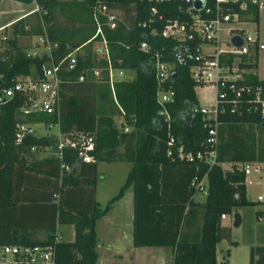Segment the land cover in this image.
Returning a JSON list of instances; mask_svg holds the SVG:
<instances>
[{
    "label": "trees",
    "instance_id": "16d2710c",
    "mask_svg": "<svg viewBox=\"0 0 264 264\" xmlns=\"http://www.w3.org/2000/svg\"><path fill=\"white\" fill-rule=\"evenodd\" d=\"M30 1V0H22ZM97 0H36L38 16L44 21L42 26L36 22L24 28L23 18L12 25V36L4 39L0 47V86L10 84L16 74L29 72L33 76L39 73V66L47 59L48 53H26L22 45L16 40L20 33H45L49 39L56 40V46L50 49L53 59L60 58L68 49L79 46L82 50L76 52V62L70 69L61 70V82L58 98V110L50 112L37 111L26 115L20 114L18 106L22 95L0 98V184L8 179L11 182L10 171L15 162L22 161L26 168L36 171L54 173L59 178L56 183L57 199L55 201L51 222L47 227L44 238H35L27 234H16L0 242L17 244H51L52 264H94L96 258L94 221L104 213L112 201L121 195L123 189L130 183L133 186V218L132 243L169 244L172 248L171 264H216V242L221 237L229 235V226L220 223V214L232 212V223H238L236 207L250 203L245 197L244 171L242 166L235 164L229 169H223L219 162H206L203 159H188L178 157L175 144H167V132L174 135L176 141L181 140L183 150L209 148L205 141L206 128L199 110L194 86L202 84L191 76L189 66L195 63L193 53L200 41L194 36L184 42L169 35H162L160 29L166 19L178 18L189 21L190 14L186 10L184 0H102L114 8L127 10L126 17L117 18L116 24L109 27L101 24L102 34L106 39L109 62L117 67H133L134 74L130 78L116 79L112 83L115 99L109 95L110 86L106 81L94 79L90 71L82 80L77 79L78 73L94 65H106L104 57H97L91 50L87 38L94 31L93 6ZM206 5L213 7V0H205ZM156 11L150 17V6ZM223 10L227 8L238 11V18L257 20L258 8L256 4H248L244 8L238 7V1L221 2ZM195 9V8H194ZM193 9V10H194ZM76 19L80 26L76 29L60 33L54 25V12ZM203 16L210 15L199 10ZM33 12H35L33 10ZM99 18L103 16L99 14ZM146 21L144 25L142 21ZM154 27V31H150ZM99 37V34L96 36ZM95 37V38H96ZM145 39L148 47H139V41ZM90 43V42H89ZM154 52H158L161 59L172 62L171 74L163 84L171 86L174 91L173 100L162 104L155 97V77L151 61ZM242 53L236 64L240 67H255L254 54ZM209 56V55H208ZM233 53L219 54L218 61L230 64ZM102 74H105L102 68ZM237 82L251 87L263 84L264 78L254 72H247ZM226 95L218 105L224 107L217 112L219 121H261L258 106L247 98L252 90H243L240 103L234 110H230L229 98L232 91L228 88ZM111 92V90H110ZM107 97L112 99L114 108L105 105ZM164 107L170 119L164 120L158 110ZM118 112L129 125L128 130L117 127L112 119V113ZM23 119L28 121L57 122L61 131L77 129L93 133L94 145L90 150L93 160L80 158L77 150L71 146H63L61 157L56 153L57 136L48 133H25L20 140L15 139L14 122ZM44 144L54 147L53 153L38 158L32 154ZM120 146V148H118ZM169 149V152L168 150ZM27 157V159H26ZM126 159L131 161L124 180L117 191L100 205L92 197L95 180L96 160ZM62 161L69 165L64 169L59 167ZM160 165L185 164L191 166V172L186 180L187 199L192 203L190 195L195 188L190 184L193 176L197 178L206 174L205 197L201 202L200 235L187 238L180 232L182 214H190L191 205L183 212L184 205L178 209L174 222L161 225L160 204H151L152 199H158L153 184L154 167ZM46 165H50L46 167ZM87 179L90 204L87 210L75 211L68 202L70 192H74L75 184ZM8 184V183H7ZM236 192V195H235ZM69 194V199H68ZM66 208H63L65 207ZM64 213L66 221L73 224L74 234L71 239L56 237L55 221L60 220V213ZM228 252L225 249L224 253ZM223 253V255H224ZM11 264H49L43 261H23L15 256ZM224 263V259H221ZM248 264H264V243L253 244L248 248Z\"/></svg>",
    "mask_w": 264,
    "mask_h": 264
},
{
    "label": "built area",
    "instance_id": "2783aa9c",
    "mask_svg": "<svg viewBox=\"0 0 264 264\" xmlns=\"http://www.w3.org/2000/svg\"><path fill=\"white\" fill-rule=\"evenodd\" d=\"M34 9H37L36 0ZM186 10L190 14L189 21L179 20L178 18L166 19L163 26L160 29L162 35H169L176 38L178 41L184 42L194 36L199 37L200 41L195 46L193 53V59L195 63L189 66V71L192 77L197 81L203 83L211 82L215 87L214 99L211 103L198 104L194 107V110H199L204 119L203 125L206 128L205 141L210 145L209 148L196 149L194 152L191 150L184 151L182 142L180 139L176 141V138L169 131L167 132V144H175L178 157H184L188 159H203L206 162H213L216 160V143H217V124L220 122L217 119V112L223 111L224 107L218 105V101H221L226 95V88L232 91V96L229 98L231 105L229 109L232 111L238 107L240 103L241 94L243 90H252V94L247 98L254 105L258 106L260 115L264 118V83L250 86L248 84L237 82L242 77L236 71L237 65H228L225 62H219V54L221 52L232 53H248L250 49L256 44L260 48H264V43L257 41L256 36L249 33L242 32L236 33L241 37V43L239 45H233L230 41L229 47H221L218 44V24L222 21L230 19H238V11H230L228 8L223 10L221 2H234L238 1V7L244 8L248 4H256L258 9H264V0H213V7L206 5L205 0L202 1L200 8L193 6V0H184ZM32 9V10H34ZM194 9V10H193ZM203 9L204 12L209 13L208 16H203L199 10ZM38 10V9H37ZM156 11L154 5L150 6V17ZM99 14L103 16V19L99 18ZM118 15L115 12L114 7L108 5L105 1L97 0L93 6V25L94 31L91 36L85 41L96 42V45H92L93 53L97 57H104L106 59V65H94L89 66L81 70L77 79L82 80L87 74V70L90 71L91 76L96 80L106 81L111 90V95L115 99L112 83L116 78L113 76V66L109 62L106 39L102 34L101 24L105 23L109 27H113L116 24ZM146 21H142L144 25ZM154 27L150 31H154ZM99 34V37H96ZM38 40L44 45L45 52L48 53L47 59L42 61L39 66V73L35 76L32 73L25 72L16 74L10 84L0 86V98L12 96L15 93L22 95V101L18 106L20 114L26 115L32 112H54L58 110V98L60 90L61 70L70 69L76 62V52L79 51V46L68 49L60 58L53 59L50 49L56 46V40H51L45 33L37 34ZM96 37V38H95ZM6 38V34L0 35V42ZM204 44H213L212 46L204 47ZM139 47L145 49L148 44L145 39L139 41ZM209 55V56H208ZM151 65L154 71V77L156 81L155 85V97L159 103L173 100L174 91L171 86L164 85L163 82L169 78L171 74V66H168L167 60L161 59L158 52H154ZM102 68L105 70V74H102ZM119 68V67H117ZM120 72V71H119ZM158 113L163 116L164 120H169V113L164 107L158 110ZM33 121L28 120H16L14 122V135L16 140H20L25 133L33 132ZM46 126H50L56 123L57 126V141L55 153L60 158L61 149L63 146H71L75 148L80 158L85 160H93L90 150L93 148L94 139L93 133L69 129L68 131H61L57 122H42ZM119 127L122 130H128L129 125L123 120L120 121ZM31 149H34V145H30ZM169 152V149H167ZM59 167L62 169L69 168V165L60 161ZM257 165L253 167L257 169ZM244 173L249 171V163L242 165ZM206 174L197 178L193 176L190 179V184L195 189H205ZM236 195V192H235ZM264 196V189L260 193ZM221 213L220 216H223ZM23 261H43L52 264V245L51 244H17L0 242V264H11L16 258ZM225 264V263H218Z\"/></svg>",
    "mask_w": 264,
    "mask_h": 264
},
{
    "label": "crops",
    "instance_id": "0c3cea01",
    "mask_svg": "<svg viewBox=\"0 0 264 264\" xmlns=\"http://www.w3.org/2000/svg\"><path fill=\"white\" fill-rule=\"evenodd\" d=\"M13 1H15L17 4L19 2L23 3V1L20 0ZM32 3L33 5L31 4L32 6L30 8L23 11L21 10V12L17 13L16 15H12V17L7 20L8 24L11 26V30L12 25L18 21V18H23L33 12L32 9L35 7V2L32 1ZM35 10L37 9H34V11ZM259 13L260 12L258 9L257 20ZM236 20L248 21V19L240 18ZM241 29L242 32H246L243 27H241ZM6 30V25L1 24L0 35L2 33H7ZM254 36H256L257 41H263L258 38L257 32ZM256 47L260 48L255 44L251 51L253 52ZM44 51L45 49L43 47L41 52ZM41 52L33 51L32 54ZM235 55L236 53H233L230 64L233 63L237 65L236 61L234 60ZM255 67L245 68L250 69V72H254L258 77L264 78V76L261 77L257 74ZM206 84L207 83L195 85L194 91L196 86H205ZM198 104L205 103H202L198 100ZM119 116L122 119V115L120 113ZM233 124L240 125V122L236 121ZM56 131L50 132L47 128L44 133H52L57 136ZM48 147H50V151L47 153L46 151ZM31 150H33L32 154L35 156V158H38L40 156L53 153L54 147L52 145L44 144L39 148V150ZM216 154L217 161L223 169H229L233 164L241 167L244 163H248V161L245 159L239 166L235 161V156L231 155L227 151H223L218 146H216ZM123 160L130 163V168L131 161L126 159ZM256 165L260 167V164L256 163ZM49 166L50 165H46V167ZM96 167L97 160L95 164V171ZM154 169L155 170L153 174H157L153 175V184L152 186L150 185V187L155 189L158 199H152L151 204H160L159 208L164 211V213H161V219L159 220V223L165 226L168 223L174 222L178 215L177 211L181 205L185 204L183 209V212H185L188 204H192L190 214H182L180 220V232L182 235H184V237L187 238L199 236L201 224L200 204L204 200L205 189H195L190 195L191 201L193 202H188L186 180L191 172V166L185 164H158L156 167H154ZM10 173L11 175L9 179H11V182L6 179L5 182L0 184V240L8 239L16 234L21 235L24 233L31 237L44 238L47 232V227L51 222V217L55 214V211L53 212L52 207H54L55 201L58 198L56 196V183L59 178H57L56 174L54 173H46L26 168L24 162L21 160L14 163ZM249 173L250 169L247 173H244L245 197L249 200H252V202L238 205L236 207L238 212V223H232V219V224L223 221V219L226 218L227 213H224L223 216H220V223L222 225L229 226V234L232 232V226L237 227L243 225L245 227V234L241 237V240L247 244L248 248L253 244L264 243V196L260 195L264 187L259 190V196H257L255 199L251 198L247 192L248 183L253 181L254 183H261L263 185L264 178L251 179L248 176ZM81 180V182L75 184L74 192L72 190V192L69 193L71 195L70 199L72 201L68 202V204H70V208H73L72 210L75 211L87 210L90 204L88 188L89 184L87 183V179L85 177H83ZM121 183L122 182H120L119 185ZM96 187L97 178L94 180L93 184V198L97 200L100 205H102L106 199L114 194L118 189L117 187L116 190L110 195H105L96 199ZM197 191H201L203 196L201 197L200 195H197ZM244 205H250L251 208L249 210H244ZM63 208H66V206ZM132 218L133 186L132 183H130L123 189L121 195L112 201L109 208L94 221V246L96 250L94 264H171L172 248L169 244L134 245L132 243ZM66 219L67 218L65 214L62 212L60 213V220L55 221L54 223L57 238L71 239L73 237V224L69 221H66ZM230 241L233 243V245L238 243V239H231ZM220 250L222 249L220 248ZM222 256H224L223 252ZM220 261L221 260L216 257V264L220 263Z\"/></svg>",
    "mask_w": 264,
    "mask_h": 264
},
{
    "label": "rangeland",
    "instance_id": "374dc122",
    "mask_svg": "<svg viewBox=\"0 0 264 264\" xmlns=\"http://www.w3.org/2000/svg\"><path fill=\"white\" fill-rule=\"evenodd\" d=\"M22 1V0H20ZM20 3V2H19ZM17 4L13 0H0V25H6L7 36H12L11 26L8 24L7 20L21 12V10H26L30 8L33 3L30 1H23V3ZM32 4V5H31ZM118 18L126 17L128 13L124 8H114ZM38 11V10H37ZM32 12L25 17L23 20L25 25L24 28H28L31 25H34L36 22H40L41 25H44V21L38 16L37 12ZM258 20H248V21H239V20H227L222 21L218 24V44L221 47L230 46V36L234 33H241L243 27L247 33L250 35L258 34V38L263 40L264 43V9H259ZM54 25L56 31L60 33H66L76 29L80 26V22L76 19L68 18L61 15L58 11L54 12ZM231 27V28H230ZM230 28V29H229ZM257 28V29H256ZM4 32V31H3ZM6 36V37H7ZM17 42L22 45L26 53L32 54L33 51L41 52L44 45L39 42L37 35L34 33H21L16 35ZM90 42V41H89ZM91 45V50L96 42L89 43ZM0 43V47L4 45ZM93 44V46H92ZM204 47L208 48L213 44H204ZM45 49V47H44ZM78 50H82L81 47ZM256 51V52H255ZM255 52L253 56L256 58V72L259 76H264V48H257L253 51ZM250 51L246 54L253 53ZM98 55V53L96 54ZM240 55L236 53L234 60H238ZM168 66H172V62L167 60ZM120 71V72H119ZM135 69L133 67H114L113 76L114 78H130L133 76ZM236 71L240 77H244L247 72H250V69L245 67H240L237 65ZM195 94L198 100L205 105L211 103L215 95V87L211 82H207L205 86L198 85L195 87ZM109 95L111 97V92L109 90ZM113 98V97H111ZM107 97L105 105L114 108V103L112 99ZM208 98V99H207ZM114 99V98H113ZM112 119L116 126L120 125L121 117L118 112L112 113ZM240 125H234V122L220 121L217 124V143L216 146L220 147L223 151H227L231 155L235 156L236 163L240 166L242 162L246 159L249 163L250 173L248 174L249 178H264V123L261 121H238ZM33 132L34 133H44L45 130L50 132H55L57 130L56 123H53L51 126H46L40 120H33L32 122ZM240 126V127H237ZM48 147L47 153L50 151ZM120 148V146L118 147ZM260 161V162H259ZM260 164V167H257L254 170L255 164ZM130 163L123 159L115 160H97V167L95 171V179L97 178V187L95 198L98 199L105 195H110L113 191L116 190L119 183L123 181L124 175L129 168ZM264 187V184L261 183H251L247 184V192L251 198H256L259 196V190ZM197 195L203 196L201 191L196 192ZM93 197V191H92ZM108 197V196H107ZM104 201V200H103ZM253 207V206H252ZM244 210H249L250 205H244ZM233 217L232 212L226 214V218L223 219L225 222L231 223ZM245 234V227L243 225L234 227L232 226V232L229 235L223 236L216 243V257L221 260L224 259L225 264H248V246L241 240L242 236ZM238 239V243L233 245L230 241L231 239ZM220 248L222 250H220ZM225 249H228L229 252H225ZM222 252L224 256H222Z\"/></svg>",
    "mask_w": 264,
    "mask_h": 264
},
{
    "label": "water",
    "instance_id": "95a60500",
    "mask_svg": "<svg viewBox=\"0 0 264 264\" xmlns=\"http://www.w3.org/2000/svg\"><path fill=\"white\" fill-rule=\"evenodd\" d=\"M192 3H193L194 8L196 9L202 6L201 0H193ZM230 41L233 45L237 46L241 43V37L238 34L234 33L230 36Z\"/></svg>",
    "mask_w": 264,
    "mask_h": 264
}]
</instances>
